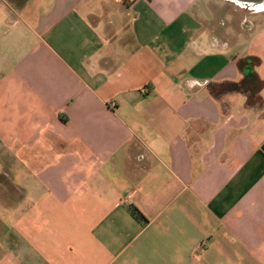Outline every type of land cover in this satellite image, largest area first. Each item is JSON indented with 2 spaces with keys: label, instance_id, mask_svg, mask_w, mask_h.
Returning <instances> with one entry per match:
<instances>
[{
  "label": "crops",
  "instance_id": "crops-1",
  "mask_svg": "<svg viewBox=\"0 0 264 264\" xmlns=\"http://www.w3.org/2000/svg\"><path fill=\"white\" fill-rule=\"evenodd\" d=\"M209 6L0 0V264H264V86L209 88L264 18Z\"/></svg>",
  "mask_w": 264,
  "mask_h": 264
},
{
  "label": "trees",
  "instance_id": "trees-1",
  "mask_svg": "<svg viewBox=\"0 0 264 264\" xmlns=\"http://www.w3.org/2000/svg\"><path fill=\"white\" fill-rule=\"evenodd\" d=\"M261 62L259 57H246L238 62L239 68L244 73V78L241 81H224L219 83H211L209 88L211 92L219 96L228 92H243L248 95V104H253L255 95L264 86V81L258 77L256 66ZM129 210L133 217L139 221H146L145 215L135 205H130Z\"/></svg>",
  "mask_w": 264,
  "mask_h": 264
},
{
  "label": "rangeland",
  "instance_id": "rangeland-1",
  "mask_svg": "<svg viewBox=\"0 0 264 264\" xmlns=\"http://www.w3.org/2000/svg\"><path fill=\"white\" fill-rule=\"evenodd\" d=\"M207 2V7L210 9L211 7L209 4L213 5L214 8L218 7L219 9L223 11H233L234 12V21L236 23H241L243 21L247 22V18L250 21H257L261 18H264L263 15L260 14L261 11H264V7L256 8L255 6L245 5L243 3H240L238 1L234 0H204ZM207 11V9H205ZM230 14V13H229ZM205 18H208L209 15H206L204 13ZM227 17V14L225 15V18ZM228 18V17H227ZM228 20V19H227ZM232 22V19L230 20ZM234 37H240L241 35L238 32L233 31ZM254 99L253 101H255Z\"/></svg>",
  "mask_w": 264,
  "mask_h": 264
},
{
  "label": "water",
  "instance_id": "water-1",
  "mask_svg": "<svg viewBox=\"0 0 264 264\" xmlns=\"http://www.w3.org/2000/svg\"><path fill=\"white\" fill-rule=\"evenodd\" d=\"M238 1L240 3H243L245 5L255 6L256 8L261 7V5L264 4V0H234Z\"/></svg>",
  "mask_w": 264,
  "mask_h": 264
}]
</instances>
